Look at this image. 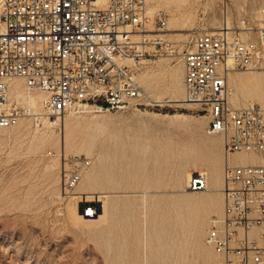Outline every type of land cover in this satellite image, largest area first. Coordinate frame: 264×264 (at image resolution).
<instances>
[{
  "label": "rangeland",
  "instance_id": "rangeland-1",
  "mask_svg": "<svg viewBox=\"0 0 264 264\" xmlns=\"http://www.w3.org/2000/svg\"><path fill=\"white\" fill-rule=\"evenodd\" d=\"M146 3L150 10L166 13L167 28H180L165 31V37L179 50L196 33L214 31L226 16L236 24L238 16L264 7V0ZM248 71L259 69L238 73ZM183 72L177 57L160 55L146 60L136 72L141 87L137 102L110 112L70 110L60 124L52 125L60 134L63 118L70 113L79 119H102L99 128L86 124L81 128L83 134L94 133L90 154L82 142L79 152H58L52 146L33 149L21 128L0 131V264H109L111 259L133 255L139 264L145 260L148 264H206L205 235L211 219L220 212L209 214L204 232H200L204 207L196 203L197 195L188 194L186 175L207 171L200 159L213 150L209 136L219 139L214 150L221 158V173L225 162L232 161L224 153L223 137L207 132L205 111L197 104L173 101L183 100ZM25 119L31 129L36 127L30 118ZM60 152L91 158L85 170L97 172L99 185L88 200L96 205V215L103 201H97L98 195L108 194L106 222L86 227L68 217L66 205L78 198L72 194L64 197L59 189ZM106 173L112 175L113 184ZM220 195L223 201L222 192ZM77 206L82 214L83 207ZM218 260L212 258L210 264Z\"/></svg>",
  "mask_w": 264,
  "mask_h": 264
},
{
  "label": "built area",
  "instance_id": "built-area-1",
  "mask_svg": "<svg viewBox=\"0 0 264 264\" xmlns=\"http://www.w3.org/2000/svg\"><path fill=\"white\" fill-rule=\"evenodd\" d=\"M166 28V13H150L146 0H0V128L22 118L58 125L67 111L89 107L125 109L141 97L139 67L165 55L182 61L183 101L205 111L207 132L222 135L228 158L264 151V8L240 23L223 19L218 30L196 33L180 50ZM249 69L261 71L262 99L232 106L228 74ZM13 79L45 93L41 113L9 95ZM57 159L59 188L69 196L91 158L60 152ZM206 187V174L192 172L187 188ZM221 192L223 212L205 239L220 255L216 264H264V164L226 162ZM80 204L85 216L95 214L96 205ZM252 227L258 238L249 236Z\"/></svg>",
  "mask_w": 264,
  "mask_h": 264
},
{
  "label": "bare ground",
  "instance_id": "bare-ground-1",
  "mask_svg": "<svg viewBox=\"0 0 264 264\" xmlns=\"http://www.w3.org/2000/svg\"><path fill=\"white\" fill-rule=\"evenodd\" d=\"M183 1H185V0H183ZM147 8H148V6H147ZM263 8L264 7L259 8L256 11H252L250 14L258 15L259 10L261 11ZM148 11L151 13L153 10H150L148 8ZM243 16H246V15L243 14V15L238 16L235 22L240 23V20L243 18ZM225 20H226L227 25H230V24L232 25L231 21H229L227 19V16L225 17ZM171 21L173 22V20H171ZM172 24L173 23H171V25ZM212 24L216 25L217 22H215V20H214L212 22ZM220 24L221 23H219V26L215 30H218V28L220 27ZM175 29H177V28H175ZM175 29L169 28V25H168V28H166V31L169 32V31H173ZM179 29H177V30H179ZM184 31H185V29H184ZM181 32H183V31H181ZM173 34H178V33L170 32V35H173ZM241 34H243V36L246 35V33H243L242 30H241ZM248 35H250V33H247L245 38H247ZM249 37L253 38L252 40H255L254 37H252V34ZM261 64L264 65V58H263ZM183 69H184V66H183ZM136 79H137V76H136ZM137 81H138V79H137ZM182 82H183V80H182ZM228 86L231 89L229 101H230L232 106L237 107V106H241V105H246L250 102L261 101V99H262V74H261L260 69L258 72H253V71L249 72L248 71L245 74H240L238 72L229 73L228 74ZM175 92H176V90H175ZM9 95L12 96L13 98H15L17 101H21V102L25 103L35 113H41L42 112L43 100L46 98L45 93L38 91V90L33 91V90L27 88L21 79H13L11 81V83L9 84ZM173 101L180 102V103L184 102L182 99H178V98H175V99L173 98ZM184 103H186V102H184ZM187 104H190V103H187ZM23 119L24 118L20 119L16 124L11 125L9 127L0 128V131L6 130V129H11V128L13 129L15 127L21 128L22 132H25L26 134L29 135L30 146L33 149H40L44 146H52V147H55L54 149H56L58 152L63 151V150H65L66 152H79L81 150L79 147V142H82L85 145V148H86L85 152L87 154L91 153V149H92L93 144H94V133L86 132L85 134H83L81 128L84 126V124H86L87 126H90V127L92 126L93 128H97V127L99 128V126H101V124L103 122L102 119H82V118L79 119L78 116L70 113L63 118L64 119V126H63L64 128H63L62 132L60 134H58V133L56 134L54 129L52 128L53 127L52 125L55 123L54 121H50L49 119L45 118L42 120V126L43 127L39 128L37 126H39L40 124L39 125L35 124L36 127L31 129L30 121L26 122V119H25V121H23ZM198 122L200 123V122H202V120L201 121L198 120ZM216 135H220V134H216ZM208 140L210 142V148H212L213 150L211 151V153L207 157L200 159V161L202 162L203 166L207 169V171H199L200 173H205V174L207 173L208 174V176L206 174L207 187L205 189L195 190V191L191 190L188 192V194L197 195L196 203L200 204L204 207V214L202 215V217L200 219V223H199L200 232H204V228L207 224V219H208L209 214H211L213 212H215V213L220 212L219 216H221V214L223 212V201H222L221 195H220L221 187L223 184V170L221 173V158H219V156L217 155V153L214 150V146L216 145V142L219 139L215 136H209ZM31 148H30V150H31ZM223 159H224V157H223ZM229 159L232 162H229L228 160L226 162L235 163V164H264V151H262V152H255V151L236 152V153L232 154L229 157ZM55 162H56V160H55ZM47 164H49V163H47ZM50 165H49V167H50ZM50 169H51V167H50ZM193 172H197V170H194ZM190 175H191V172H187L186 178L189 179ZM105 177L109 181L110 184H113L110 182V180L112 179V175L110 173L109 174L106 173ZM81 178L82 179H80V181L77 183L76 187L74 188V192L72 194L73 195L72 197L78 198L77 201L75 200V201H73L74 203H68L66 205V212H67L68 217L71 220H73L75 223L81 224V225L86 226V227L97 226L98 224H102V223L106 222L107 217H108L109 202H110V200H107L108 194L106 192H105L106 194L98 195L99 198L97 201H100V200L102 201V198H103V201L101 203L102 204L101 205V212H99L96 215L93 214L91 217L85 216L83 214V210H82V214L80 213L79 207L77 205L81 206L80 202L90 201V200H88V198L92 197L93 196L92 193H94L91 190L95 189L96 186L99 185V182H98L99 177H98L97 172H95L94 170L83 171ZM188 179H187V181H188ZM212 220L213 219H211V222H212ZM248 234L251 237L258 238L259 237L258 236V228L252 227L249 230ZM206 235H207V233H206ZM206 235H205V239H206ZM204 246L206 248L205 258H204V262L206 264H210L212 261V258L213 259L214 258L220 259V255L217 254L214 251V249L212 248V246L207 244L206 241H205ZM109 264H139V261L136 258V256L133 255V256L129 257L128 259L120 258V257L115 258V259H111L109 261ZM143 264H148V261L147 260H145V262L143 261Z\"/></svg>",
  "mask_w": 264,
  "mask_h": 264
}]
</instances>
